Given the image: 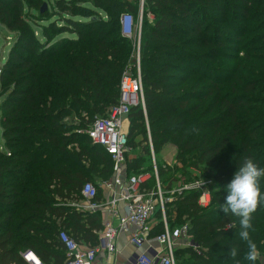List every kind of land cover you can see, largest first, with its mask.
<instances>
[{
    "label": "trees",
    "instance_id": "1",
    "mask_svg": "<svg viewBox=\"0 0 264 264\" xmlns=\"http://www.w3.org/2000/svg\"><path fill=\"white\" fill-rule=\"evenodd\" d=\"M136 9L128 0H0V23L16 34L0 75V264H29L22 255L28 250L46 264H64L62 230L98 244L102 216L70 203L83 199L85 183L98 186L113 176L111 155L86 132L96 115L119 103L137 51L121 32L120 16ZM140 58L145 107L129 114L134 157L127 158V174L146 172L150 143L155 154L176 146L187 180L195 172L208 178L212 194L209 207L198 203L203 188L168 205L169 222L177 215L183 225L186 217L202 249H185L183 264H249L238 221L229 228L236 218L219 205L245 159L264 167V0H147ZM169 170L160 165L162 180ZM175 181H162L164 190ZM260 187L264 193V178ZM252 225L261 264L264 205ZM225 243L238 248L235 259L222 251Z\"/></svg>",
    "mask_w": 264,
    "mask_h": 264
},
{
    "label": "built area",
    "instance_id": "2",
    "mask_svg": "<svg viewBox=\"0 0 264 264\" xmlns=\"http://www.w3.org/2000/svg\"><path fill=\"white\" fill-rule=\"evenodd\" d=\"M137 1L142 19L146 0ZM120 25L125 37L135 36L137 23L131 12H124L120 16ZM139 105L145 107L141 76H133L130 69H126L120 84L118 105L110 116L96 118L87 130L93 144L104 147L111 155L113 176L103 183L110 191L106 200H97V186L92 182L85 183L82 188L85 203L79 208L90 213L100 211L107 215V220L98 232L99 242L95 246L76 240L65 230L59 232L58 239L67 256L64 264H177L176 252L180 248L201 253V246L191 234L189 223L174 232L171 230L168 205L188 190L203 188L198 203L202 207H209L212 194L205 189L204 183H185L180 188L166 191L158 179L157 169L153 184L149 173L127 174V153L130 148L125 123L131 109ZM150 147L154 155L151 143ZM121 204L124 213L120 212ZM159 225L163 226V230L155 233ZM123 233L128 235V242L136 252L126 260H119V238ZM23 257L29 264H46L30 250L23 253ZM112 257L118 260H111Z\"/></svg>",
    "mask_w": 264,
    "mask_h": 264
},
{
    "label": "rangeland",
    "instance_id": "3",
    "mask_svg": "<svg viewBox=\"0 0 264 264\" xmlns=\"http://www.w3.org/2000/svg\"><path fill=\"white\" fill-rule=\"evenodd\" d=\"M47 1L55 3V0H47ZM128 1H130L135 6H137V9L135 10V12H131L134 15L136 23H137V31H136L135 36L133 37V40H134L135 47H136L137 51L135 53V61L131 62V64H130L131 68H129V69H130V72H131V74L133 76L140 75L141 79H142L141 58H140V42L139 41H140L141 32H142L143 17L141 19V11H140V7H139V4H138V1L137 0H128ZM146 2H147V0H146ZM146 2H145V4H146ZM101 13L103 14V12H101ZM143 16H144V14H143ZM147 16H148L149 21H152L153 18H154V15L152 13H150V12H148ZM36 31L38 32V35L40 36L39 29H36ZM15 35L16 34H15L14 31L9 30L7 27H5L4 25H2L0 23V75L2 73V68L4 66V62L6 61L8 55H9V52H10L12 46L14 45ZM253 36H254V34H253ZM256 43L257 44H255V45H258V43H260V42H256ZM241 55H242V53H241ZM221 61H225V60H223V59L220 60V58H219V62L218 63H222ZM230 66L231 65H229V63H226V64H222L221 67L227 68V67H230ZM188 67H190V69L192 68L190 63L188 65ZM192 79H193V77H192ZM2 84L3 83H2V81L0 79V101H1V98H2L1 95H3L2 91H1ZM142 85H143V97H144V84H143V81H142ZM112 110H113V107L107 108L105 113H103L101 115H99V114L96 115L94 117V120L96 118H99V117L102 118V117L110 116L112 114ZM130 123L131 122H130L129 119L125 123L126 129H127L128 132H129ZM145 123H146L148 135L150 136L149 120H146ZM140 139L141 138L138 137L137 141L140 140ZM3 142L4 141H3V137H2V129H1V126H0V146L2 145ZM164 148H166L165 151L162 149L159 153H157L155 155H153L152 152H151L150 156H146V158L144 159V163H143L142 167L146 170V172H141V173H149L151 175V177H152L151 183H155V181H156V178H157L156 169H157V173H158L160 165L165 163L166 166L168 168H170V170L167 172V176L164 177V180H166L168 177L169 178L173 177L174 179H176V181L172 184L173 187L180 188L185 183L190 185V184H195V183L198 182V183H204L205 189L210 190L209 187H207V184L210 182V180L208 178H206V177H199V173H197L195 171H194L195 172L194 173V175H195L194 178L191 179L190 181L187 180V177H188L187 174H184V171L181 170L182 169V165L179 164L177 162V160H176V155H177V151H178V148L176 146H174L173 144H169V145L165 146ZM161 154H163V157L166 160H164V158L161 156ZM132 157H134V156H133L132 152L130 151L129 155H127V158H128V160H131ZM130 172L131 173L133 172L132 168H131ZM158 179L160 180V183L162 185V183H163L162 181H164V180H162L160 178L159 174H158ZM97 182H100V181H97ZM175 217L176 218L173 217V219H172L173 220L172 224L170 223V228H171V230L173 232L176 231L180 226H182L181 224H179L178 219H177L179 216L177 217V215H176ZM180 218H182V223L183 224L186 223L185 222L186 221V217H180ZM183 251H185L184 248H181L178 251V252L181 253V255L179 253L178 264H183V259L188 258V256Z\"/></svg>",
    "mask_w": 264,
    "mask_h": 264
},
{
    "label": "clouds",
    "instance_id": "4",
    "mask_svg": "<svg viewBox=\"0 0 264 264\" xmlns=\"http://www.w3.org/2000/svg\"><path fill=\"white\" fill-rule=\"evenodd\" d=\"M261 178H264V167H259L251 158L245 159L226 186L225 202L219 205V210H222L225 216L236 218L231 221L229 228L235 227L238 221L240 227L238 236L246 245L243 259L249 264H256L260 259L258 246L249 230L255 231L252 225L253 214L259 206L264 205V193L260 187ZM221 249L226 250L227 255L232 259L238 255V248L233 244H222ZM236 264H240V261ZM261 264H264V260H261Z\"/></svg>",
    "mask_w": 264,
    "mask_h": 264
},
{
    "label": "crops",
    "instance_id": "5",
    "mask_svg": "<svg viewBox=\"0 0 264 264\" xmlns=\"http://www.w3.org/2000/svg\"><path fill=\"white\" fill-rule=\"evenodd\" d=\"M1 116V115H0ZM0 126H1V123H0ZM2 129V128H1ZM125 130H126V127H125ZM4 148V142L2 143V145L0 146V149H3ZM167 148V147H166ZM166 148H163V150L165 151L166 150ZM153 151H154V149H153ZM163 151V152H164ZM154 155H155V152H154ZM161 156L163 157V154H161ZM164 158V157H163ZM164 160H166L165 158H164ZM168 161V160H167ZM111 179V178H110ZM109 179V180H110ZM105 181H103V182H97L98 183V188L99 189H101V195H100V198H101V200H106L108 197H109V194H110V191H108V189H106L104 186H103V183H104ZM153 184V183H152ZM83 196V195H82ZM83 203H85V201H84V197H83V199L82 200H80V201H78V202H73V203H70L72 206H74V207H76L78 210H80V211H83V210H81L80 208H79V206L80 205H82ZM85 212H88V211H85ZM120 212H122V213H124V211H123V204H121L120 205ZM97 213H99L101 216H102V225L104 224V222L107 220V215L106 214H104V213H101L100 211L99 212H97ZM98 236H99V234H98ZM119 247H120V252H121V254H119V256H118V259L119 260H126L127 259V257L128 256H130V255H132V254H134L135 252H136V249H135V247L131 244V243H129L128 242V235L127 234H121V236H120V238H119ZM181 249V248H180ZM185 249H187V248H185L184 247V250ZM22 255H23V253H22ZM103 258H104V255H102V257H101V260L103 261ZM118 259H116L115 257H112V259L111 260H114V261H116V260H118ZM177 264H178V260H177Z\"/></svg>",
    "mask_w": 264,
    "mask_h": 264
},
{
    "label": "water",
    "instance_id": "6",
    "mask_svg": "<svg viewBox=\"0 0 264 264\" xmlns=\"http://www.w3.org/2000/svg\"><path fill=\"white\" fill-rule=\"evenodd\" d=\"M48 7L47 3H44L43 6H42V11L46 10Z\"/></svg>",
    "mask_w": 264,
    "mask_h": 264
},
{
    "label": "bare ground",
    "instance_id": "7",
    "mask_svg": "<svg viewBox=\"0 0 264 264\" xmlns=\"http://www.w3.org/2000/svg\"><path fill=\"white\" fill-rule=\"evenodd\" d=\"M87 133V132H86ZM25 253V252H24ZM35 254V253H34Z\"/></svg>",
    "mask_w": 264,
    "mask_h": 264
}]
</instances>
